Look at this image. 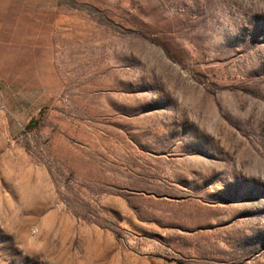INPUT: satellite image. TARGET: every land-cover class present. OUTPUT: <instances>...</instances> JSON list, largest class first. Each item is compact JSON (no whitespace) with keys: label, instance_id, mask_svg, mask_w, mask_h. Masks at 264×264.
Wrapping results in <instances>:
<instances>
[{"label":"rangeland","instance_id":"1","mask_svg":"<svg viewBox=\"0 0 264 264\" xmlns=\"http://www.w3.org/2000/svg\"><path fill=\"white\" fill-rule=\"evenodd\" d=\"M29 13L0 43V264H264V0Z\"/></svg>","mask_w":264,"mask_h":264},{"label":"crops","instance_id":"2","mask_svg":"<svg viewBox=\"0 0 264 264\" xmlns=\"http://www.w3.org/2000/svg\"><path fill=\"white\" fill-rule=\"evenodd\" d=\"M16 2V7L18 8L16 12L13 13L11 18L1 19L0 18V43L7 42L11 39L15 32L14 27L23 23L22 18L25 15H29V10L38 4V0H0V10L9 12L10 5ZM27 11V12H26ZM10 22V23H9ZM4 24H9L4 27Z\"/></svg>","mask_w":264,"mask_h":264}]
</instances>
